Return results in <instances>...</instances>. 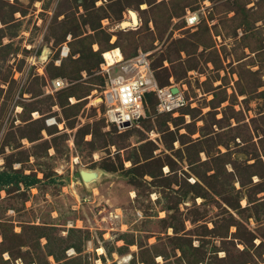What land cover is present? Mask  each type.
<instances>
[{"label":"rangeland","instance_id":"obj_1","mask_svg":"<svg viewBox=\"0 0 264 264\" xmlns=\"http://www.w3.org/2000/svg\"><path fill=\"white\" fill-rule=\"evenodd\" d=\"M116 49L181 106L107 122ZM1 172L0 264H264V0H0Z\"/></svg>","mask_w":264,"mask_h":264},{"label":"built area","instance_id":"obj_2","mask_svg":"<svg viewBox=\"0 0 264 264\" xmlns=\"http://www.w3.org/2000/svg\"><path fill=\"white\" fill-rule=\"evenodd\" d=\"M62 50L66 56V49ZM116 64L118 70L113 74L109 72L113 65L106 67L104 63L101 69L105 74V88L101 97L106 106L105 117L110 124L120 127L137 121L143 113L146 94L153 95L160 110L167 112L181 106V97L172 93L170 87L156 85L145 54ZM54 86L58 84L54 83Z\"/></svg>","mask_w":264,"mask_h":264},{"label":"trees","instance_id":"obj_3","mask_svg":"<svg viewBox=\"0 0 264 264\" xmlns=\"http://www.w3.org/2000/svg\"><path fill=\"white\" fill-rule=\"evenodd\" d=\"M151 71H152L154 78H156L152 67H151ZM158 86L161 87L163 85L158 84ZM145 97H146V101L151 99L155 103V100L151 94H146ZM18 182L23 183L24 186H30L36 182V179L34 178L30 179L28 177L19 176L15 174H8V173H3V172L0 173V186H7L11 183H18Z\"/></svg>","mask_w":264,"mask_h":264},{"label":"bare ground","instance_id":"obj_4","mask_svg":"<svg viewBox=\"0 0 264 264\" xmlns=\"http://www.w3.org/2000/svg\"><path fill=\"white\" fill-rule=\"evenodd\" d=\"M136 20H137V18L135 17V14L130 12L129 13V20L126 22H123L122 27H128V25L129 26L134 25L136 23ZM120 53L121 52L118 51L117 49L113 50L111 52L110 51L103 52L102 57L104 59V63L106 65V67L112 66L116 63L123 61V58H122Z\"/></svg>","mask_w":264,"mask_h":264},{"label":"water","instance_id":"obj_5","mask_svg":"<svg viewBox=\"0 0 264 264\" xmlns=\"http://www.w3.org/2000/svg\"><path fill=\"white\" fill-rule=\"evenodd\" d=\"M171 92L172 93H175L176 92V89H171ZM123 126H126V124H124Z\"/></svg>","mask_w":264,"mask_h":264}]
</instances>
